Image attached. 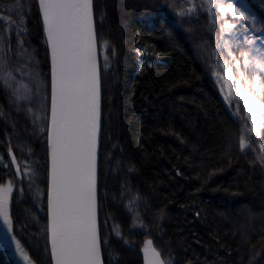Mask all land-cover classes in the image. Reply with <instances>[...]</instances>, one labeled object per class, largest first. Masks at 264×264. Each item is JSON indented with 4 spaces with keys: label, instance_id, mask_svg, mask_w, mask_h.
<instances>
[{
    "label": "trees",
    "instance_id": "16d2710c",
    "mask_svg": "<svg viewBox=\"0 0 264 264\" xmlns=\"http://www.w3.org/2000/svg\"><path fill=\"white\" fill-rule=\"evenodd\" d=\"M244 3L257 27L264 24V0ZM189 7L192 14L176 15ZM206 7L203 0H93L103 264H143L149 241L164 264H264V166L258 143L239 149L247 113L225 98L215 75L219 24L213 27ZM0 16L25 21L19 34L4 31L7 23L0 33L16 80L34 94L32 103L17 108L0 84V186L13 185L8 211L24 251L33 264H52L47 42L37 0H0ZM19 41L40 74L38 95L23 74L32 71L28 56L16 55ZM17 165L28 175H18ZM0 264L15 263L0 251Z\"/></svg>",
    "mask_w": 264,
    "mask_h": 264
},
{
    "label": "snow or ice",
    "instance_id": "6c2138e0",
    "mask_svg": "<svg viewBox=\"0 0 264 264\" xmlns=\"http://www.w3.org/2000/svg\"><path fill=\"white\" fill-rule=\"evenodd\" d=\"M42 15L46 42L51 51V124L47 128L51 157L50 183L48 187V225L53 264H102L101 240L96 222V147L100 119V84L96 63V34L94 31L93 0H37ZM206 11L212 17V25L219 24L214 70L223 67L227 76L215 71L218 80H224L230 94L239 93V99L247 109V119L241 128L239 149H252L258 143V162L264 166V49L256 47L260 36L252 38L245 33L264 32V24L257 27V19L244 0H203ZM195 7L176 13L192 14ZM4 29L19 34L25 21L16 24L8 16H0ZM15 24V27L13 25ZM242 30V31H241ZM242 35L243 40L237 38ZM231 36L232 41L225 39ZM105 46H107L105 44ZM17 57L28 56L25 61L32 71L23 73L40 91L39 72L32 65L33 58L24 49L23 41ZM10 52V47L8 48ZM0 84L9 90L10 102L17 108L20 102L32 103L33 88L16 80L9 60L5 59V43L0 33ZM222 61V65L220 64ZM21 72V68L15 69ZM247 86L245 88L244 86ZM32 113V109H27ZM239 112V109H237ZM3 113H0L2 115ZM250 121L251 127H247ZM43 130V129H42ZM254 138V139H253ZM11 154V149H9ZM12 164L16 165L15 157ZM7 166V165H5ZM31 171L30 169L28 170ZM17 174L27 176L28 172ZM12 183L0 186V251L10 253L15 245L24 264H32L29 255L14 233L9 216V195ZM119 235V233H117ZM151 242L149 241L148 244ZM147 251V250H146ZM153 261L164 264L159 253L151 249Z\"/></svg>",
    "mask_w": 264,
    "mask_h": 264
},
{
    "label": "water",
    "instance_id": "95a60500",
    "mask_svg": "<svg viewBox=\"0 0 264 264\" xmlns=\"http://www.w3.org/2000/svg\"><path fill=\"white\" fill-rule=\"evenodd\" d=\"M38 10H39V8H38ZM39 15H40L41 23H42L43 30H44L43 19H42V15H41L40 11H39ZM94 31H95V26H94ZM44 35H45V38H46L45 32H44ZM47 47H48V45H47ZM48 53H49V64H50V106H49V119H48V127H49L50 124H51V51H50L49 47H48ZM95 56H96V63H97V70H98L99 84H100V74H99V62H98L97 46H96ZM100 132H101V91H100V119H99L98 131H97V147H96V222H97V228H98L97 175H98V152H99V143H100ZM47 148H48V183H47V225H48V187H49V183H50V172H51V157H50V149L48 147V139H47ZM98 233H99V229H98ZM47 239H48V247H49L51 263L53 264L52 257H51V246H50V240H49L48 231H47ZM151 249H153V247L149 246V247H146L142 251V262H143V264H149V262L153 261V257H152V254H151ZM160 259L162 260L161 256H160ZM101 260H102V257H101ZM102 264H103V262H102Z\"/></svg>",
    "mask_w": 264,
    "mask_h": 264
},
{
    "label": "rangeland",
    "instance_id": "374dc122",
    "mask_svg": "<svg viewBox=\"0 0 264 264\" xmlns=\"http://www.w3.org/2000/svg\"><path fill=\"white\" fill-rule=\"evenodd\" d=\"M219 27H220V25H219ZM242 31V30H241ZM246 35H248V36H250V37H252V38H255L258 34H255L254 32H251V31H249V32H247V33H245ZM258 36H260V40H257L256 41V44H255V46L256 47H259V48H261V49H264V34H262V35H258ZM237 38L238 39H240V40H243V36L242 35H239L238 34V36H237ZM225 39H227V40H229L230 42L232 41V37L231 36H225ZM217 43H223V41H221V40H217ZM220 53V54H224V49L223 48H220V49H217V53ZM222 61H220V64L222 65ZM219 70H220V73H221V75H223V76H227V74L225 73V71H224V69H223V67H220L219 68ZM221 83H222V87H223V92H224V96H225V98L226 99H228V100H231V101H238V102H240L241 104H242V106H243V101L242 100H240L239 99V93L238 92H236V91H234V92H232L231 94H230V92H229V90H230V88H232V87H234V85H226V84H224V80H221ZM245 88H247V86L245 85L244 86ZM244 107V106H243ZM246 110V113H247V109H245ZM249 124H250V127H251V123H250V121H249ZM6 186V185H5ZM11 195V194H10ZM10 195H9V198H10ZM8 204H9V202H8ZM0 227H4V228H6L7 226H5V225H3V221L2 220H0ZM146 247H149V244L147 243L146 244ZM8 255H9V257L14 261V263L15 264H24V262L22 261V259L21 258H19V254L18 253H15V245L13 244L12 245V249H11V252L10 253H8ZM33 264V263H32Z\"/></svg>",
    "mask_w": 264,
    "mask_h": 264
}]
</instances>
